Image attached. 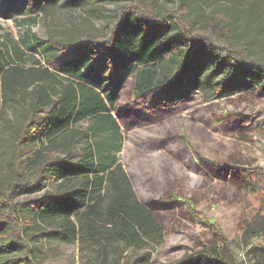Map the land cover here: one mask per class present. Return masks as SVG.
Instances as JSON below:
<instances>
[{"label":"trees","instance_id":"1","mask_svg":"<svg viewBox=\"0 0 264 264\" xmlns=\"http://www.w3.org/2000/svg\"><path fill=\"white\" fill-rule=\"evenodd\" d=\"M117 1L113 19L95 36L69 42L27 32L11 51L0 53V105L18 109L23 117L15 163L19 170L39 164L30 190L56 186L55 192L19 203L0 187V251L13 253L0 264H40L31 243L39 245L45 237L93 245L102 264L118 252L128 264L131 252L162 234L155 209L141 201L120 162L123 129L115 111L130 77L128 108L151 109L140 110L145 113L173 105L188 91L194 64L206 54L213 58V71L224 72L214 95L264 90V64L247 56V41L235 47L222 15L200 23L190 16L186 0H170L161 16L144 0ZM21 2L31 7L25 0L0 1V17L22 8ZM27 22L32 25L35 18ZM228 170L241 177L237 193L246 200L239 240L251 250L249 264H264V171L258 166ZM177 202L189 218L209 224L190 203ZM176 264L242 263L228 241L219 238Z\"/></svg>","mask_w":264,"mask_h":264},{"label":"rangeland","instance_id":"2","mask_svg":"<svg viewBox=\"0 0 264 264\" xmlns=\"http://www.w3.org/2000/svg\"><path fill=\"white\" fill-rule=\"evenodd\" d=\"M0 1L6 4L19 0ZM59 1L25 0L31 7L21 2L22 8L8 11L7 18L0 17V53L11 51L27 32L41 39L69 42L95 36L113 19L120 4L117 0L93 4L85 0ZM186 1L190 16L200 23L214 14L222 15L235 47L247 41V56L264 64V0ZM144 2L158 16L171 6L170 0ZM31 18H35L32 25L27 22ZM212 62L208 54L197 60L194 83L163 110L145 113L140 110L151 109L135 105L130 106L135 110L128 108L134 76L120 93L115 111L123 129L120 162L137 195L155 209L163 227L162 234L146 248L130 253L128 264H176L219 238L228 241L240 263L249 264L251 250L239 240V220L246 207V200L237 193L242 179L228 168L258 166L264 171V90L214 95L224 72H214ZM22 125L18 109L0 105V187L13 203L56 191L54 184L30 190L39 173L38 163L18 169L14 158ZM14 185L21 188L14 189ZM175 198L190 203L209 224L189 218ZM8 231L3 227L2 232ZM31 248L40 254V264H102L96 247L77 241L69 244L45 237L39 245L31 243ZM121 253L126 254L122 247ZM12 255L0 251V263ZM103 264H123V258L111 252Z\"/></svg>","mask_w":264,"mask_h":264}]
</instances>
